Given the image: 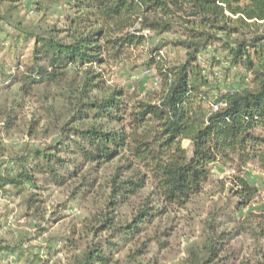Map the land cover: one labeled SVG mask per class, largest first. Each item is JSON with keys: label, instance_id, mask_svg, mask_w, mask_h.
I'll return each mask as SVG.
<instances>
[{"label": "trees", "instance_id": "obj_1", "mask_svg": "<svg viewBox=\"0 0 264 264\" xmlns=\"http://www.w3.org/2000/svg\"><path fill=\"white\" fill-rule=\"evenodd\" d=\"M23 1L0 0V34L5 31L0 92L14 84L26 95L65 85L71 111L46 148H23L0 167V197L11 188L22 195L32 187L71 183H77L74 198L98 196L101 220H95L86 241L68 238L76 247L70 264H154L144 263L145 256L153 242L168 245V232H155L142 243L141 236L156 218L201 194L215 165L227 161L242 172L255 164L264 173V0H33L29 11ZM57 7L67 10L63 20L51 22ZM28 13L41 15L40 23L47 25L26 20ZM147 30L151 35L144 34ZM166 34L176 39L166 42ZM151 37L157 43L145 65L157 71L160 92L156 101L135 100L125 88L109 85L105 73L129 61ZM168 44L184 49L183 62L169 64L159 55ZM211 49V66L226 73L236 68L239 85L214 93L219 88L212 71L201 62ZM14 123L8 117L0 127V143L1 131ZM116 161L114 173L103 178L101 172ZM149 181L158 203L148 200L130 218L119 216ZM234 182L236 209L243 213L259 189L246 176H234ZM39 201L26 196L27 211ZM249 210L237 233H247L248 225L262 233L264 210ZM209 228L192 251V264H237L238 256L229 251L232 234H218L213 224ZM132 244L133 251L124 254ZM5 253L27 264H51L59 251L47 248L44 258L23 243L2 240L0 260Z\"/></svg>", "mask_w": 264, "mask_h": 264}, {"label": "rangeland", "instance_id": "obj_2", "mask_svg": "<svg viewBox=\"0 0 264 264\" xmlns=\"http://www.w3.org/2000/svg\"><path fill=\"white\" fill-rule=\"evenodd\" d=\"M32 1H23L26 11L30 10ZM65 10L66 7H57L56 13L48 20L53 22L58 17L63 20L61 16ZM41 18V15L35 13H28L26 16V20H33L35 23H40ZM40 25L44 27L47 24L41 22ZM1 32L0 38L3 39L5 31ZM151 38L146 46L135 50L129 61L108 68L105 73L109 85L125 88L135 100L156 101L160 92L157 71L145 65L149 51L157 43V39ZM164 39L166 42H172L176 36L166 34ZM162 52H159V55L165 56L169 64L185 60L184 49L174 45L168 44ZM213 52L211 49L204 53L201 62L206 72L212 71L211 80L214 86L219 88L214 93L217 90L223 93L240 84L236 76L237 69L233 68L231 72L226 73L220 66H211ZM220 53L219 51L216 55L220 56ZM67 94L69 88L65 85L39 87L32 95H26L18 84H14L0 92V127L3 128L8 117L15 121L10 130L1 131L0 167L9 164L12 156L20 153L23 148L44 149L56 139L71 111ZM189 145V141L183 142V146L191 150ZM119 164V161H116L108 165L101 172L103 178H110ZM139 170L142 174H149L145 167L139 166ZM132 173L126 172L129 176ZM234 176H246L259 189L251 206L243 213L236 209L237 197L233 193L236 189ZM76 185L77 183H71L62 188L51 184L47 187L41 185L42 189L32 187L22 195H18L16 190L11 188L10 194L0 197L2 223L0 241L23 243L31 254H39L44 258H47V248L54 247L59 253L54 256L51 264H70L72 252L76 247L70 246L68 238H74L76 242H79V239L86 241L90 228L96 223L95 220H101L98 214L101 206L98 196L74 198L72 192ZM30 195H36L40 201L28 212L24 198ZM148 200L158 203L151 181L147 183L140 196L133 200V205L123 209L119 216L130 218L132 212L139 211ZM249 209L254 212L264 210V173L255 164H250L239 172L236 165L227 161L218 163L213 167L210 180L201 194L193 196L183 208L174 207L169 214L156 218L148 231L141 236L140 243L153 236L155 232H168L166 236L168 245L160 247L153 242L144 263L152 259L154 264H192L194 261L192 251L201 246L207 231L210 230L209 224L216 227L218 234H232L229 251L238 256L237 264L264 263V231L253 232V225H248L247 233L243 230L237 233ZM134 246L129 245L124 254L132 252ZM227 252L228 249L222 256H226ZM0 264L27 263L17 254L10 256L5 253Z\"/></svg>", "mask_w": 264, "mask_h": 264}, {"label": "built area", "instance_id": "obj_3", "mask_svg": "<svg viewBox=\"0 0 264 264\" xmlns=\"http://www.w3.org/2000/svg\"><path fill=\"white\" fill-rule=\"evenodd\" d=\"M144 34H145L146 36H149V35H151V32L147 30V31L144 32ZM160 52H162V51H160ZM162 53H163V52H162ZM216 108H218V106H216Z\"/></svg>", "mask_w": 264, "mask_h": 264}]
</instances>
